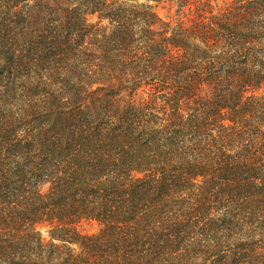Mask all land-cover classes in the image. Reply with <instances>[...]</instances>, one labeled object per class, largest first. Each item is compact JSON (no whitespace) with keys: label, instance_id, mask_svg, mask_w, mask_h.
Returning a JSON list of instances; mask_svg holds the SVG:
<instances>
[{"label":"trees","instance_id":"16d2710c","mask_svg":"<svg viewBox=\"0 0 264 264\" xmlns=\"http://www.w3.org/2000/svg\"><path fill=\"white\" fill-rule=\"evenodd\" d=\"M177 1L0 0V264H264V0Z\"/></svg>","mask_w":264,"mask_h":264},{"label":"rangeland","instance_id":"374dc122","mask_svg":"<svg viewBox=\"0 0 264 264\" xmlns=\"http://www.w3.org/2000/svg\"><path fill=\"white\" fill-rule=\"evenodd\" d=\"M226 1L228 0H212L214 6L216 7L223 6ZM193 8L194 7L192 6V9ZM157 9H158L160 16L162 17L164 21H172V20L174 21L178 18L177 16L178 1L177 0H166V2H163L162 4H160L157 7ZM88 229L94 232L97 230V226L96 225L88 226ZM42 233H43L44 238L47 241L51 239L48 233V228H43Z\"/></svg>","mask_w":264,"mask_h":264}]
</instances>
